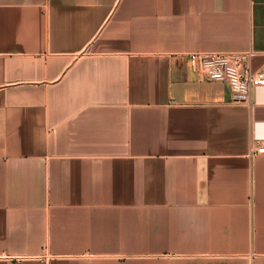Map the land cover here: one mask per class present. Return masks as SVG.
<instances>
[{
	"label": "crops",
	"instance_id": "0c3cea01",
	"mask_svg": "<svg viewBox=\"0 0 264 264\" xmlns=\"http://www.w3.org/2000/svg\"><path fill=\"white\" fill-rule=\"evenodd\" d=\"M264 0H0V264H264Z\"/></svg>",
	"mask_w": 264,
	"mask_h": 264
},
{
	"label": "built area",
	"instance_id": "2783aa9c",
	"mask_svg": "<svg viewBox=\"0 0 264 264\" xmlns=\"http://www.w3.org/2000/svg\"><path fill=\"white\" fill-rule=\"evenodd\" d=\"M256 53L244 52H194L190 53L191 70L202 80L225 83L232 103H251L253 92L264 87V70H254L251 59ZM252 154H264V142L256 143Z\"/></svg>",
	"mask_w": 264,
	"mask_h": 264
}]
</instances>
